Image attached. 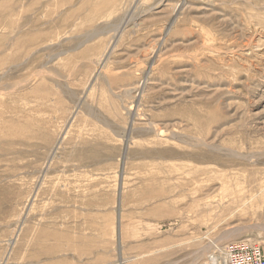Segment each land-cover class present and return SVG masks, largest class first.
<instances>
[{
    "label": "rangeland",
    "instance_id": "374dc122",
    "mask_svg": "<svg viewBox=\"0 0 264 264\" xmlns=\"http://www.w3.org/2000/svg\"><path fill=\"white\" fill-rule=\"evenodd\" d=\"M239 242L264 256V0H0V264Z\"/></svg>",
    "mask_w": 264,
    "mask_h": 264
},
{
    "label": "built area",
    "instance_id": "2783aa9c",
    "mask_svg": "<svg viewBox=\"0 0 264 264\" xmlns=\"http://www.w3.org/2000/svg\"><path fill=\"white\" fill-rule=\"evenodd\" d=\"M212 258L217 260L213 264H264L260 247L240 242L223 247L221 253L217 251V256L215 254L209 256L210 264Z\"/></svg>",
    "mask_w": 264,
    "mask_h": 264
},
{
    "label": "bare ground",
    "instance_id": "6f19581e",
    "mask_svg": "<svg viewBox=\"0 0 264 264\" xmlns=\"http://www.w3.org/2000/svg\"><path fill=\"white\" fill-rule=\"evenodd\" d=\"M211 261H212V263H214V262L216 263L217 260L212 258Z\"/></svg>",
    "mask_w": 264,
    "mask_h": 264
}]
</instances>
